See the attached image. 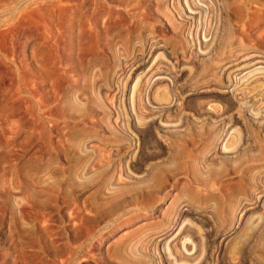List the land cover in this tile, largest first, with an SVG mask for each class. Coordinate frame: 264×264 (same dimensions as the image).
<instances>
[{
	"label": "rangeland",
	"instance_id": "1",
	"mask_svg": "<svg viewBox=\"0 0 264 264\" xmlns=\"http://www.w3.org/2000/svg\"><path fill=\"white\" fill-rule=\"evenodd\" d=\"M49 1L0 0V264H264V0Z\"/></svg>",
	"mask_w": 264,
	"mask_h": 264
},
{
	"label": "bare ground",
	"instance_id": "2",
	"mask_svg": "<svg viewBox=\"0 0 264 264\" xmlns=\"http://www.w3.org/2000/svg\"><path fill=\"white\" fill-rule=\"evenodd\" d=\"M181 2V1H180ZM204 2H205V0H183V3H184V6L186 7V10H183V8L184 7H181V5H178V6H175L174 4H173V1H172V9L174 10V11H176V12H179L180 13V16H182L183 18H184V22H187L188 24H189V26L190 25H197V23L199 22V20L201 19V17H202V13H203V7H202V4H204ZM61 3V2H60ZM59 3V4H60ZM59 4L57 5L55 2H54V0H50L49 1V10H50V12H54L55 13V11L58 9V8H60L59 7ZM80 6H81V10H80V13H79V16L82 14L83 16H88L89 14L91 15H95V14H93V11H92V13L90 12L91 10H90V5H91V1L90 0H80V4H79ZM87 5V6H86ZM86 7V8H85ZM62 9H63V5H62V7H61ZM85 8V9H84ZM78 9V8H77ZM83 11V12H82ZM210 12V11H209ZM178 15V14H177ZM71 16H72V19H71V21L72 22H74L73 24H72V28H74L75 27V25H77V23L79 22V20H78V18H79V16L76 18V16H77V11L75 10V9H73V11H72V13H71ZM205 17V16H204ZM81 19V18H80ZM179 19V18H178ZM54 21H56V20H54ZM53 21V22H54ZM70 21V20H69ZM207 22V21H206ZM202 23V22H201ZM200 23V24H201ZM91 24V23H90ZM208 25V24H207ZM188 26V25H187ZM194 29H195V27H194ZM191 31V30H190ZM83 32V31H82ZM189 32V31H188ZM198 29L197 30H195V34H194V37H193V39H192V41H194L198 46H200V49H201V47H206L208 44H207V41H205V38L206 37H203V41H200V39H199V36L200 35H198ZM207 32V31H206ZM192 33H194V32H192ZM205 34V33H204ZM37 35V34H36ZM191 35V34H190ZM193 35V34H192ZM76 36V35H75ZM205 36H207V35H205ZM35 37V36H34ZM76 38V37H75ZM83 38V37H82ZM190 39V38H189ZM195 44V45H196ZM191 45H192V43H191ZM199 53V52H198ZM209 53V52H208ZM201 54V53H200ZM204 57V56H203ZM147 58V57H146ZM139 63V62H138ZM149 65V64H148ZM163 65V64H162ZM258 66V65H257ZM139 70V69H138ZM167 71V70H166ZM162 72V71H161ZM226 72H228V71H226ZM139 73V72H138ZM149 73V72H148ZM152 73V72H151ZM170 74V73H169ZM168 74V75H169ZM225 75V74H224ZM136 76V75H135ZM151 76V75H150ZM232 76V75H231ZM160 77V76H159ZM144 78H147V76L145 75V77ZM225 78V77H224ZM259 78V77H258ZM133 79V78H132ZM149 79H150V77H149ZM153 79V78H152ZM260 79V78H259ZM134 80V79H133ZM167 80V79H166ZM157 81V80H156ZM179 81V80H178ZM148 82V81H147ZM151 82V81H150ZM159 82V81H158ZM162 82V81H161ZM175 82V81H174ZM226 82V81H225ZM255 82V81H254ZM262 82H264V81H262ZM154 83V82H153ZM156 83V82H155ZM160 83V82H159ZM172 83V82H171ZM251 83V82H250ZM148 84V83H147ZM162 84V83H161ZM227 84V83H226ZM142 85V84H141ZM156 85V84H155ZM248 85V84H247ZM153 84H152V87L151 88H153ZM159 86V85H158ZM141 87V86H140ZM145 87V86H144ZM149 87V86H148ZM143 88V87H142ZM155 88V87H154ZM158 88V87H157ZM129 89V88H128ZM141 89V88H140ZM145 89V88H144ZM146 90V89H145ZM152 90V89H151ZM140 91V90H139ZM149 91V90H148ZM150 92V91H149ZM229 92V91H228ZM135 93V92H134ZM146 93H147V90H146ZM153 93H154V91H153ZM227 93V92H226ZM135 94H137V93H135ZM140 94H142L141 92H140ZM139 94V96H141ZM155 94V93H154ZM148 95V94H147ZM253 95V94H252ZM230 96V95H229ZM235 96V95H234ZM237 96V95H236ZM246 96V95H245ZM161 97H163V96H161ZM134 98V97H133ZM143 98V97H142ZM151 98V97H150ZM170 98V97H169ZM216 98H217V96H216ZM229 98V97H228ZM227 98V99H228ZM237 98H239V97H237ZM240 98H242V96L240 97ZM141 99V98H140ZM147 99V98H146ZM176 99H177V97H176ZM219 99V98H218ZM175 100V99H174ZM184 100V99H183ZM194 100V99H193ZM229 100H231L232 101V99H229ZM228 100V101H229ZM142 101V100H141ZM152 101V100H151ZM224 101V100H223ZM254 101V100H253ZM143 102H145L144 101V99H143ZM143 102H141V103H143ZM176 102V101H175ZM186 102V101H185ZM210 102V101H209ZM208 102V103H209ZM230 102V101H229ZM228 102V103H229ZM145 103H147V102H145ZM148 103H150V102H148ZM152 103H153V101H152ZM156 103V102H155ZM164 103V102H163ZM158 104V103H157ZM161 104V103H160ZM221 104V103H220ZM226 104V103H225ZM254 104V103H253ZM138 105H140V104H138ZM143 105H146V104H144L143 103ZM153 105V104H152ZM165 105V104H164ZM167 106V105H166ZM197 106V105H196ZM212 109H214V105L213 104H210L209 105ZM259 106V105H258ZM134 107H136V106H134ZM142 107V106H141ZM173 107V106H172ZM246 107H248V106H246ZM163 108V107H162ZM167 108V107H166ZM169 108V107H168ZM201 108V107H200ZM257 108V107H256ZM259 108V107H258ZM139 109H140V107H139ZM150 109H152V108H150ZM156 109H158V108H156ZM161 109V108H160ZM159 109V110H160ZM164 109V108H163ZM222 109V108H221ZM138 110V109H137ZM174 110V109H173ZM178 110H179V108H178ZM202 110V109H201ZM228 110V109H227ZM230 110H231V107H230ZM229 110V111H230ZM150 111V110H149ZM154 111V110H153ZM152 111V112H153ZM156 111V110H155ZM197 111V110H196ZM195 111V112H196ZM225 111V110H224ZM258 111V110H257ZM136 112H138V111H136ZM194 112V113H195ZM198 112V111H197ZM202 112L204 113V111L202 110ZM226 112V111H225ZM159 113V112H158ZM200 113V112H199ZM207 113V112H206ZM209 113V112H208ZM247 113V112H246ZM139 114V113H138ZM147 114V113H146ZM152 114V113H151ZM150 115V114H149ZM143 116V115H142ZM141 116V117H142ZM147 116V118H148V115H146ZM167 116H169V115H167ZM202 116V115H201ZM205 116V115H204ZM211 116V115H210ZM137 117V116H136ZM140 117V118H141ZM209 117V116H208ZM214 117H215V115H214ZM251 117H252V119L256 122V121H258V120H260L259 119V117L258 116H252L251 115ZM137 118H139V117H137ZM144 118V117H143ZM142 118V119H143ZM162 118H164V116L162 117ZM170 118V117H169ZM249 118V117H248ZM158 119V118H157ZM156 119V120H157ZM171 119V118H170ZM213 119V118H212ZM234 119V118H233ZM138 120H140V119H138ZM145 120V119H144ZM168 120V119H167ZM164 121L163 119H162V122L161 121H159V126H160V128L164 131V132H166V133H169V132H175V131H171V130H173L174 128H178L179 126H180V124H177V123H175V122H172V120L171 121ZM199 120V119H198ZM261 120H263V119H261ZM174 121V120H173ZM214 121V120H213ZM225 121H226V119H225ZM187 122V121H186ZM209 122V121H208ZM261 122V121H260ZM134 123V122H133ZM196 123V122H195ZM197 123H198V121H197ZM147 124H149V123H147ZM156 124V123H155ZM216 124V123H215ZM133 125V124H132ZM238 125V124H237ZM136 126V125H135ZM196 126V125H195ZM211 126V125H210ZM260 126H261V124H260ZM138 127V126H137ZM182 127V126H181ZM257 127H258V125H257ZM122 128V127H121ZM140 128V127H139ZM154 128V127H153ZM198 129H199V127H197ZM142 129V128H141ZM147 129V128H146ZM148 129H150V128H148ZM152 129V128H151ZM244 129V128H243ZM262 129V128H261ZM135 130V129H134ZM144 131H145V129H144ZM143 130H142V132H144ZM226 131V129L224 130V132ZM138 132V131H137ZM136 132V133H137ZM147 134V133H146ZM151 134V133H150ZM153 134V133H152ZM177 134V133H176ZM140 135H143L142 133L140 134ZM169 135V134H168ZM182 135V134H181ZM144 136V135H143ZM146 136H148V135H146ZM225 136H226V134L224 135L223 133L222 134H220V135H217V136H215V135H213L212 137H210V136H208V138L206 139V143L210 146V147H212L211 148V150H213V156L215 157V155H216V153L218 152V154L219 153H227V152H225V149H227L226 148V146L225 145H221L222 144V141H223V139L225 138ZM150 137V136H149ZM180 137V136H179ZM135 138V137H134ZM143 138H145V136L143 137ZM152 138H155V137H152ZM231 140V139H230ZM131 141V140H130ZM227 144V143H226ZM228 145V144H227ZM231 154H233L232 152H230ZM228 154V153H227ZM221 155V154H220ZM239 155V154H238ZM204 156V155H203ZM228 156V155H227ZM206 157V156H205ZM222 157V156H221ZM234 157V156H233ZM208 158V157H207ZM223 158V157H222ZM235 158V157H234ZM209 159V158H208ZM232 160H234L233 158H231ZM204 160H206L205 158H204ZM213 160H214V158H213ZM216 161H217V158L215 159ZM219 160V159H218ZM206 163V162H205ZM151 166V165H150ZM160 167L159 166H157V165H154V166H151V169H150V177L151 178H153V179H155V178H158L159 177V174H160ZM162 170V169H161ZM145 172V171H144ZM141 173V172H140ZM144 174V173H143ZM136 175V174H135ZM140 175V174H139ZM145 175H146V173H145ZM169 176V175H168ZM140 178V177H139ZM143 178H144V176H143ZM139 180V179H138ZM146 180V179H145ZM140 181V180H139ZM193 197V196H192ZM262 198V197H261ZM261 198H259V199H261ZM180 204H181V202H180ZM146 207H147V205H144L143 204V206H141L140 207V210H144V209H146ZM150 207V206H149ZM184 207H185V205H182L180 208H178V210L175 212V216H174V219H172V221H171V224H170V226L169 227H167V228H165V229H163L162 231H160V232H158V237L160 238V240H158L159 242H163L167 237H169V236H173L174 237V241H172V247H174V249L176 248V250L178 249L177 247H179L178 245H181V244H179L180 242H179V240H180V234H184V233H188V232H190V229H189V227L187 228V227H182V226H180L179 225V222H180V220L185 216V214H186V208L184 209ZM148 211V210H147ZM247 214V212H245V208L244 207H241V209H238V211L236 212V215L233 217V221H234V225H232L230 228H228L224 233H222L221 234V242H226V240H227V238H229L234 232H235V230L239 227V226H241L243 223H244V220H245V218H246V215ZM173 218V217H172ZM262 221H260L259 223H261ZM264 222V221H263ZM258 223V224H259ZM260 227H262L261 226V224H260ZM259 227V228H260ZM191 228V227H190ZM254 230V227H252L251 228V230ZM255 229H256V227H255ZM259 230V229H258ZM206 231V230H205ZM204 231V232H205ZM192 232V231H191ZM209 232H210V230H209ZM255 232H257V231H255ZM258 234H259V236H261V234H262V231H261V229H260V231L259 232H257ZM174 234V235H173ZM189 234V233H188ZM191 234V233H190ZM192 234H193V232H192ZM207 234H208V236H209V234H211V233H208L207 232ZM252 234H253V232H252ZM257 234V235H258ZM180 235V236H179ZM187 235V234H186ZM194 235V234H193ZM180 238H179V237ZM205 236V235H204ZM158 238V239H159ZM185 238V237H184ZM198 238V237H197ZM199 239V238H198ZM186 240V239H185ZM192 242V241H191ZM186 243V242H185ZM184 243V244H185ZM200 243V242H199ZM160 244V243H159ZM184 244L183 245H181L182 247H181V249L182 248H184L183 250H188L189 249V247H187V246H184ZM187 244V243H186ZM164 245V244H163ZM224 245H225V243H224ZM199 246V245H198ZM191 248V247H190ZM164 251V250H163ZM177 251H179V249L177 250ZM177 251H175L176 253H178ZM189 251V250H188ZM187 251V252H188ZM173 252V251H172ZM184 252V251H183ZM182 252V253H183ZM190 252H192L191 250H190ZM180 253V252H179ZM182 253H181V255H182ZM246 253H248V252H246ZM192 254H194V253H192ZM185 255H186V253H185ZM189 255V254H188ZM206 255V254H205ZM245 255V254H244ZM246 255H248V254H246ZM249 255H250V253H249ZM179 256H180V254H179ZM192 256V255H191ZM196 255H193V257H195ZM186 257V256H185ZM190 258V255H189V257H188V259ZM192 258V257H191ZM243 258V257H242ZM247 258V257H246ZM248 258H249V256H248ZM262 258L264 259V255L262 256ZM167 259V258H166ZM245 259V258H244ZM195 260V259H194ZM255 260V259H254ZM190 261H191V259H190ZM241 261H244V260H241ZM246 261V260H245ZM248 261V260H247ZM252 261H253V259H252ZM252 261H250V262H252ZM256 262V261H255ZM255 262H252L253 264H255ZM239 264V263H238ZM242 264V263H241ZM249 264V263H248Z\"/></svg>",
	"mask_w": 264,
	"mask_h": 264
}]
</instances>
